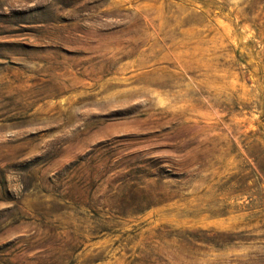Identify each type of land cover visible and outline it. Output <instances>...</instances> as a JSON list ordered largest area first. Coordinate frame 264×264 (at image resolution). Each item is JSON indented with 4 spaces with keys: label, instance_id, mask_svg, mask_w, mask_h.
<instances>
[{
    "label": "rangeland",
    "instance_id": "obj_1",
    "mask_svg": "<svg viewBox=\"0 0 264 264\" xmlns=\"http://www.w3.org/2000/svg\"><path fill=\"white\" fill-rule=\"evenodd\" d=\"M0 264H264V0H0Z\"/></svg>",
    "mask_w": 264,
    "mask_h": 264
}]
</instances>
